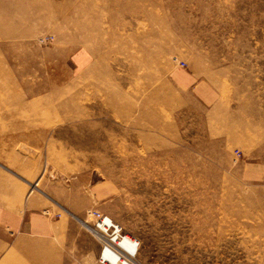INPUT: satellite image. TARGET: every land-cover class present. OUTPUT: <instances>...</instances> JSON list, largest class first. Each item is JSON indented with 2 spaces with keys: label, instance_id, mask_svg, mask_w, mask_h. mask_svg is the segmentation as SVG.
Instances as JSON below:
<instances>
[{
  "label": "rangeland",
  "instance_id": "obj_1",
  "mask_svg": "<svg viewBox=\"0 0 264 264\" xmlns=\"http://www.w3.org/2000/svg\"><path fill=\"white\" fill-rule=\"evenodd\" d=\"M0 205L264 264V0H0Z\"/></svg>",
  "mask_w": 264,
  "mask_h": 264
},
{
  "label": "crops",
  "instance_id": "obj_2",
  "mask_svg": "<svg viewBox=\"0 0 264 264\" xmlns=\"http://www.w3.org/2000/svg\"><path fill=\"white\" fill-rule=\"evenodd\" d=\"M82 222L52 220L30 213L21 215L0 205V228L10 236L2 264H79L75 257L77 250L99 254L100 246L89 249L83 242H77L78 234L83 233ZM28 241L31 246L23 245Z\"/></svg>",
  "mask_w": 264,
  "mask_h": 264
},
{
  "label": "built area",
  "instance_id": "obj_3",
  "mask_svg": "<svg viewBox=\"0 0 264 264\" xmlns=\"http://www.w3.org/2000/svg\"><path fill=\"white\" fill-rule=\"evenodd\" d=\"M86 217V229L100 242L99 264H136L142 248L138 238L99 211H89Z\"/></svg>",
  "mask_w": 264,
  "mask_h": 264
},
{
  "label": "bare ground",
  "instance_id": "obj_4",
  "mask_svg": "<svg viewBox=\"0 0 264 264\" xmlns=\"http://www.w3.org/2000/svg\"><path fill=\"white\" fill-rule=\"evenodd\" d=\"M37 190V189H36ZM35 191V190H34ZM39 191V190H38ZM66 212H67V210H65ZM67 213H69L72 217H74V218H77V217H75V215H73V214H71L70 212H67ZM113 219V218H112ZM114 220V219H113ZM80 221V220H79ZM85 222H82V225H83V227H85V228H87L85 225ZM137 261V260H136ZM138 264V263H137Z\"/></svg>",
  "mask_w": 264,
  "mask_h": 264
}]
</instances>
